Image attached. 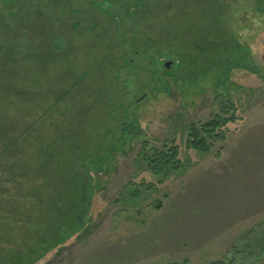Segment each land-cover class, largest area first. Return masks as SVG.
<instances>
[{
	"label": "rangeland",
	"instance_id": "rangeland-1",
	"mask_svg": "<svg viewBox=\"0 0 264 264\" xmlns=\"http://www.w3.org/2000/svg\"><path fill=\"white\" fill-rule=\"evenodd\" d=\"M221 107L146 191L142 141L186 155ZM222 261L264 264V0H0V264Z\"/></svg>",
	"mask_w": 264,
	"mask_h": 264
},
{
	"label": "trees",
	"instance_id": "trees-1",
	"mask_svg": "<svg viewBox=\"0 0 264 264\" xmlns=\"http://www.w3.org/2000/svg\"><path fill=\"white\" fill-rule=\"evenodd\" d=\"M230 108L221 107L210 120L200 124L192 123L189 126L187 129L186 155L183 154V151L175 142L165 141L156 147L152 142L143 140V148L136 158V164L140 170H144L154 179V182H150V185H145L146 191L149 192L150 189L157 190V188L166 185L176 175H184L194 164L192 162L194 157L204 158L211 154L215 144L224 143L228 137V126L240 120L236 113L232 112L234 110ZM3 133L7 134L8 131H3ZM13 143L15 144L14 141ZM14 147L16 148V146ZM9 155L11 158L16 159L18 152H9ZM39 161L37 157V162H34V164ZM132 195L133 198H138L135 192ZM158 208H162V203L158 204ZM86 222L88 221L84 216L78 219L76 224L78 237L87 233L88 227L84 225ZM211 264H226V262Z\"/></svg>",
	"mask_w": 264,
	"mask_h": 264
},
{
	"label": "water",
	"instance_id": "water-1",
	"mask_svg": "<svg viewBox=\"0 0 264 264\" xmlns=\"http://www.w3.org/2000/svg\"><path fill=\"white\" fill-rule=\"evenodd\" d=\"M168 67L170 66V64L167 65Z\"/></svg>",
	"mask_w": 264,
	"mask_h": 264
}]
</instances>
